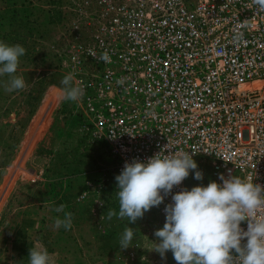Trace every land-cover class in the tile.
<instances>
[{"label": "built area", "instance_id": "obj_1", "mask_svg": "<svg viewBox=\"0 0 264 264\" xmlns=\"http://www.w3.org/2000/svg\"><path fill=\"white\" fill-rule=\"evenodd\" d=\"M56 7L60 20L37 49L45 69L72 73L83 89L73 104L77 130L111 175L126 162L188 152L207 184H222V175L264 188V10L253 0H59ZM104 52L111 63L100 60ZM108 180H86L79 197L100 195ZM182 189L187 178L150 211L165 221V205ZM240 227L246 231L247 221ZM136 249L120 264L148 262Z\"/></svg>", "mask_w": 264, "mask_h": 264}, {"label": "rangeland", "instance_id": "obj_2", "mask_svg": "<svg viewBox=\"0 0 264 264\" xmlns=\"http://www.w3.org/2000/svg\"><path fill=\"white\" fill-rule=\"evenodd\" d=\"M16 75L24 78L25 89L6 92L5 87L0 86V109H4L2 113L6 121L0 130V164L9 159L8 164L0 170V223L5 229L0 233V264H28L29 248L36 244H42L48 250L54 264H120L124 253L135 244L138 257L145 256L148 259L145 264H150L149 261L151 264H176L171 251L162 258L152 250L155 243H159L154 232L165 223L160 221L157 213L148 211L135 223H128L126 219L121 220L115 216L111 220L107 219L109 210L119 211L116 181H112L106 188L104 196L89 194L80 198L81 192L77 196L76 187L71 193H66L65 210L73 215L70 230L66 231L63 227L56 229L54 224L50 231L46 226H40L50 220L45 218V212L39 208L35 220L40 223H36L33 233L35 243L24 247V250L18 243H12L17 240L11 238L14 234L10 235L9 226L11 222H16L14 216L18 211L11 214V208L24 200L23 191L14 198L13 192L23 185L22 182L34 181L27 190L34 194L36 200L41 201L44 193L43 174L49 158L46 154L49 150L55 154L70 149L78 134L74 102H62L58 98L62 88L60 82L64 77L59 69L23 67L17 69ZM5 77L7 83L9 78ZM15 142H18L19 147L14 151L7 150ZM28 144L30 148H25ZM197 170L201 168L198 166ZM205 181L204 178L199 181L194 179L190 170L187 177L189 190L194 186H206ZM78 184L86 187L81 179ZM94 206L96 210H93ZM126 226L134 230V240L131 247L121 249L119 240Z\"/></svg>", "mask_w": 264, "mask_h": 264}, {"label": "clouds", "instance_id": "obj_3", "mask_svg": "<svg viewBox=\"0 0 264 264\" xmlns=\"http://www.w3.org/2000/svg\"><path fill=\"white\" fill-rule=\"evenodd\" d=\"M253 4L264 10V0H253ZM25 53L26 49L19 44L0 41V77L9 78L6 92L26 88L24 78L16 75L19 58ZM92 55L95 57L94 53ZM100 60L111 63L108 52H104ZM73 80L72 73L62 78L58 95L62 102H76L83 97V89L74 86ZM123 83V80L117 81V84ZM197 168L188 152L157 153L146 162H126L115 176L119 211L109 210L107 219L115 216L135 223L151 208L163 203L174 186L181 185L189 176L190 170L194 179L202 180L203 174ZM219 179L222 184L212 181L207 186H194L172 194V203L164 208L165 223L154 232L159 243H155L152 250L162 258L171 251L176 264H264V215H259L264 210V188L253 184L252 180L246 182L235 176L225 179L221 175ZM64 209L63 204L54 208L55 212L64 214L62 219L55 220L54 227L67 231L73 226V215ZM245 221L246 231L240 227ZM133 240L134 230L126 226L119 247L127 249ZM242 240L246 243L242 244ZM28 264L54 262L48 250L36 244L29 248Z\"/></svg>", "mask_w": 264, "mask_h": 264}, {"label": "trees", "instance_id": "obj_4", "mask_svg": "<svg viewBox=\"0 0 264 264\" xmlns=\"http://www.w3.org/2000/svg\"><path fill=\"white\" fill-rule=\"evenodd\" d=\"M16 1L19 3L22 15L27 17L29 21L35 23V31L26 39L27 41L25 40L24 44L27 45L26 53L19 58L20 63L18 68H33L34 66L45 68V53L42 49H37L38 40L40 42L44 40L50 32L51 26L59 22L60 11L56 7L59 4V0ZM46 5L50 6L46 7ZM74 119H76L75 115ZM75 124L77 127L76 121ZM17 145L18 142H15L7 150L14 151ZM96 152L91 151L87 146L85 137L80 136L79 133L77 134L75 144L70 149H64L55 154L52 150H49L46 155L52 154L54 157L51 165L49 163V166L44 170L43 178H46L43 182L44 193L41 198L42 200L38 201L43 205V202H47V200L53 201L51 199L55 198L56 202L51 204L52 206L66 205L65 199L67 192L71 193L74 187H76V194L78 196L80 192L86 189V187H81L78 184L80 179L83 182H86V180L98 182L101 177L107 175L109 180L102 183L100 192V196H104L106 188L110 186L112 181H115V176L111 175V172L106 167L108 161ZM8 162L9 159L4 164H0V170ZM64 211L67 212L65 209Z\"/></svg>", "mask_w": 264, "mask_h": 264}, {"label": "crops", "instance_id": "obj_5", "mask_svg": "<svg viewBox=\"0 0 264 264\" xmlns=\"http://www.w3.org/2000/svg\"><path fill=\"white\" fill-rule=\"evenodd\" d=\"M33 22L29 21V19L22 15L21 9L19 7V3L16 0H0V41L5 42L8 45H16L19 44L23 46L25 49L27 48V45L24 44L25 40L29 38L32 32L35 31ZM27 41V40H26ZM6 84V77H0V86L3 88ZM45 102V101H44ZM47 104H50L48 102ZM4 109H0V130L4 128L5 124V116L3 115ZM5 121V122H4ZM35 138V136H33ZM32 138V139H33ZM33 141V140H32ZM31 141V143H32ZM0 146L2 144L0 143ZM19 147V144L16 146V149ZM25 148H30V144L27 145ZM52 156V155H51ZM49 154L48 158V166L49 163L51 165L52 159ZM44 181L46 178H43ZM22 186H19V189L16 190L14 193V196H17L18 194H21V191H23L22 195L24 197V200L17 202L16 207H12V213H14L15 210L18 212L16 213V216L14 218L16 219V222H11V225L9 226L10 229V235L12 233L14 234V238L17 241H12V243H18V246H22L23 250L26 246L33 245V242L35 243L36 239L34 238V231L36 230V218L38 216L37 209L42 208L43 212H45V218H49L50 222L47 220L44 223H41L40 226H46L45 228L47 230H51V225L55 223V220L57 218H63V213H57L54 211L56 206H52L51 204L56 202V199H51L53 201L47 200V202H43V205L41 202L35 199L34 194H31L27 189H29V185H33L34 181H27L22 182ZM24 187V188H23ZM26 188V191L24 193V189ZM23 189V190H22ZM44 218V219H45ZM8 227V226H7ZM44 229V230H46ZM4 226L0 223V233L3 232ZM8 231V230H7ZM17 238H21L20 241H18ZM22 250V251H23ZM28 251V249H25ZM24 252V251H23ZM22 256H26L23 253H21Z\"/></svg>", "mask_w": 264, "mask_h": 264}]
</instances>
